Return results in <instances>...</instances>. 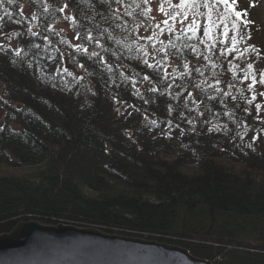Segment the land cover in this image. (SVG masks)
<instances>
[{"label": "trees", "instance_id": "1", "mask_svg": "<svg viewBox=\"0 0 264 264\" xmlns=\"http://www.w3.org/2000/svg\"><path fill=\"white\" fill-rule=\"evenodd\" d=\"M181 2L0 0V167L32 170L0 171V236L65 224L264 264L261 0Z\"/></svg>", "mask_w": 264, "mask_h": 264}, {"label": "water", "instance_id": "2", "mask_svg": "<svg viewBox=\"0 0 264 264\" xmlns=\"http://www.w3.org/2000/svg\"><path fill=\"white\" fill-rule=\"evenodd\" d=\"M0 264H213L189 251L73 225L24 222L0 236Z\"/></svg>", "mask_w": 264, "mask_h": 264}, {"label": "snow or ice", "instance_id": "3", "mask_svg": "<svg viewBox=\"0 0 264 264\" xmlns=\"http://www.w3.org/2000/svg\"><path fill=\"white\" fill-rule=\"evenodd\" d=\"M9 2H11V0H9ZM115 2H116V3H120L121 0H115ZM216 2H217V3H223L224 6H225V8L230 9V10L233 12V14H234L238 19L241 18L242 16L246 15V12H245V13H241V12H238V11L235 10L234 5H235L236 0H232V3H231V4L229 3V0H216ZM197 3H198V0H182V2H181L179 5H172V6H173V7H179V8H181V9H184V8H188V7L195 6ZM204 6L210 8V5L207 4V3H206ZM65 7H67V6L65 5ZM210 10H211V9H210ZM160 11H161L162 13L164 12L163 6H161ZM164 14H165V15H168V13H164ZM185 18H187V17H185ZM209 19H211V16H209ZM164 22L167 23V21H164ZM244 23L246 24L247 21H244ZM158 26H159V25H158ZM190 30H192L193 32H195V28H192V29H190ZM87 38H88V39H93V37L90 36V35H89ZM77 39H79V37H77ZM83 51L87 52V49H83ZM249 67H251V65H249ZM255 83H256V80H255V77H253L252 84L255 85ZM261 94L264 95V93H261ZM255 99H256V97L253 96V97H252V100H255ZM249 102L251 103V101H249ZM257 108L259 109V105H257Z\"/></svg>", "mask_w": 264, "mask_h": 264}, {"label": "rangeland", "instance_id": "4", "mask_svg": "<svg viewBox=\"0 0 264 264\" xmlns=\"http://www.w3.org/2000/svg\"><path fill=\"white\" fill-rule=\"evenodd\" d=\"M261 19H262V22L264 23V0H261ZM70 16H68V19H69ZM61 27H63L64 29L68 28V24L67 23H63L60 25ZM20 170L18 169H11V168H7L5 166H2L0 167V171L1 173L3 174H13L14 172L18 175H21L23 173H30L32 170L31 169H28V168H19ZM62 225V224H61ZM65 225V224H64ZM81 228V227H80ZM84 229H91V228H84ZM95 229V228H93ZM98 230V229H97ZM100 231V230H99ZM102 232V231H101ZM104 233V232H103ZM9 234V233H8ZM104 234H107V233H104ZM107 235H110V234H107ZM110 236H118V235H110ZM121 237H125V238H130V237H126V236H121ZM133 239H138V240H144V239H140V238H133ZM144 241H147V240H144ZM154 242V241H152ZM166 245V244H165ZM199 259V258H198ZM212 263V262H211Z\"/></svg>", "mask_w": 264, "mask_h": 264}, {"label": "bare ground", "instance_id": "5", "mask_svg": "<svg viewBox=\"0 0 264 264\" xmlns=\"http://www.w3.org/2000/svg\"><path fill=\"white\" fill-rule=\"evenodd\" d=\"M64 13H66L67 21H65V22H63V23H67V24H68V26H67L68 28L64 29L63 27H61L60 25L63 24V23L57 25L56 28H57L59 31H61L63 34H65V35L71 37V39H74V33H73V30H72V27H71L72 14H71V12H70V10H69L68 7H66V8L64 9ZM68 16H70L69 19H68ZM2 89H3V87H2Z\"/></svg>", "mask_w": 264, "mask_h": 264}]
</instances>
